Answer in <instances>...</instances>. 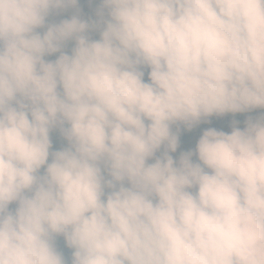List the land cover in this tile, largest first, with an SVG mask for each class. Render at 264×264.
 Segmentation results:
<instances>
[{"label":"clouds","instance_id":"9594fccd","mask_svg":"<svg viewBox=\"0 0 264 264\" xmlns=\"http://www.w3.org/2000/svg\"><path fill=\"white\" fill-rule=\"evenodd\" d=\"M87 2L0 0V264H264V112L170 155L264 110V0Z\"/></svg>","mask_w":264,"mask_h":264},{"label":"rangeland","instance_id":"374dc122","mask_svg":"<svg viewBox=\"0 0 264 264\" xmlns=\"http://www.w3.org/2000/svg\"><path fill=\"white\" fill-rule=\"evenodd\" d=\"M80 15L83 19L86 20H92L93 18L97 17V9L99 8L98 3H88L87 0H81V3L78 5ZM76 13V9L70 8L66 11H54L48 18L49 23H59L63 19H70L73 14ZM71 54V53H70ZM58 57V56H57ZM57 57L55 56H47L45 57L46 60H55ZM149 70L145 69L146 75L145 79L147 80V72ZM209 120H211V123H201L196 128L192 129L189 133H187V138L184 136L182 139H180L179 146L177 148V151L175 153H170V155L173 156L174 159H178L179 155L182 152L185 151H194L196 148V144L198 142V139L202 135L203 130L215 127L218 130H224L226 132H231L232 130V124L233 122L227 120L222 117L213 116L210 117ZM236 126L241 128V125L237 124ZM242 129V128H241ZM51 138L53 140V151L60 150L63 147H67V141L62 137V135L59 132V129L53 130L51 133ZM163 152V148L157 153V156L161 155ZM194 160H196V157H193ZM154 159H150L149 163H154ZM16 207L15 204L11 205L10 208L14 209ZM58 243L61 246H65V242L63 237H58ZM70 251V250H68Z\"/></svg>","mask_w":264,"mask_h":264},{"label":"trees","instance_id":"16d2710c","mask_svg":"<svg viewBox=\"0 0 264 264\" xmlns=\"http://www.w3.org/2000/svg\"><path fill=\"white\" fill-rule=\"evenodd\" d=\"M95 19H97V17L93 18L92 20H95ZM47 23H49V22H47ZM45 30L46 29H38V31H40L41 33L43 31H45ZM89 34H90V36L93 39H99L100 38L99 32H97V31H92ZM73 46H74V42L73 41H69L68 44L66 45L64 51H66L68 54H70L71 53V49H72ZM51 56L57 57V56H59V53L53 54ZM261 112H264V110L255 109V110H253L251 112H245V113H227V114L224 115V118L229 120V121H231V122L238 121L239 122L238 124L241 125V128L243 129L245 127V122H246V120L249 117H252L253 119H255L256 117H258L261 114ZM173 130L176 131L177 130V126H174ZM189 132H190L189 130H187L183 126H180L179 127L180 139H182V137H184V136L187 138L188 137L187 133H189Z\"/></svg>","mask_w":264,"mask_h":264}]
</instances>
